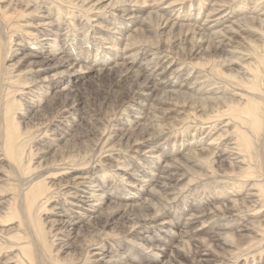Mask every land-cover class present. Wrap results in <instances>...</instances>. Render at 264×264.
I'll list each match as a JSON object with an SVG mask.
<instances>
[{
    "label": "bare ground",
    "instance_id": "obj_1",
    "mask_svg": "<svg viewBox=\"0 0 264 264\" xmlns=\"http://www.w3.org/2000/svg\"><path fill=\"white\" fill-rule=\"evenodd\" d=\"M251 1L0 0V264H142L172 239L166 264H264V0ZM83 72L108 87L75 122L60 97ZM136 99L143 121L118 118ZM44 133L62 144L33 167Z\"/></svg>",
    "mask_w": 264,
    "mask_h": 264
},
{
    "label": "rangeland",
    "instance_id": "obj_2",
    "mask_svg": "<svg viewBox=\"0 0 264 264\" xmlns=\"http://www.w3.org/2000/svg\"><path fill=\"white\" fill-rule=\"evenodd\" d=\"M242 1V2H241ZM248 3V2H250V4L248 3V4H246V5H252V1L250 0H240V2H237V3H235V6L236 7H241L242 5H243V3ZM238 3H241V5L240 4H238ZM150 3H147V5H146V7H148V6H150L149 5ZM237 4V5H236ZM239 5V6H238ZM248 6V7H249ZM174 9V8H173ZM171 12H172V10H171ZM244 34V33H243ZM120 55L122 56V57H124V55L125 54H123V53H118V57H120ZM118 57H116L117 59H119ZM99 58H102V56H100ZM243 59H245V58H243ZM242 59V60H243ZM231 67H233V68H235L233 65H231ZM185 73H186V70H184L182 73H179V74H177L176 76H175V78H173V76H172V78L176 81V80H179V81H181L183 78H184V75H185ZM81 76H78L77 78H75V75L73 74L72 75V80L74 79L75 81L74 82H71L70 84H69V88H68V90H66L67 89V87H66V89H64V91H62V92H66V94H61V97H60V100H62V99H65V100H67L69 103H71V104H73L74 106L77 104V106L76 107H80L81 108V110L76 114L77 115V117H75L74 119H75V122H80L81 121V119L84 117V112L86 111V112H88V114L90 113V111H93V110H97V105H98V103L100 102V101H103V98H104V95H106V88L108 87V80H106V81H99V80H97V78H95L94 77V75L91 73H88V72H83V73H81L80 74ZM164 76V75H163ZM162 78V77H161ZM172 78H170V79H172ZM92 88V89H91ZM103 88V89H102ZM98 89V90H97ZM102 89V90H101ZM103 90H104V92H103ZM99 91V92H98ZM94 92H96L95 94H94ZM98 92V93H97ZM103 92V93H102ZM94 94V95H93ZM108 96H109V94H107ZM95 97H97V98H95ZM152 98H154V92H153V95H152V97H151V104L154 102L153 100H152ZM106 100V99H105ZM140 99H136L135 101H133V111H130V114H117V117L118 118H120V119H123V120H128V119H133L134 121H137L136 122V124H138V123H140V122H142L143 121V118H142V116H143V113L142 112H140V113H135V109H136V104H137V102L139 101ZM104 102V101H103ZM147 102V104H150V102L149 101H146ZM102 111H106L105 110V106H103L102 107ZM144 110V109H143ZM146 110V112H148V109H145ZM97 112V111H96ZM99 113V112H98ZM100 114V113H99ZM75 115V116H76ZM174 117H176L175 115H174ZM27 119H25V121H26ZM135 124V125H136ZM134 125V126H135ZM177 132H179L180 133V131H174L173 133H172V135L171 136H174V138L176 139V140H178L179 139V133H177ZM175 134V135H174ZM44 136H45V138H43V139H41V140H34L32 143H31V146H32V148H34L35 150H33V153L34 154H32V155H30L29 156V159H31L32 160V164H33V167H35V166H37V164L39 163V161H41V165H48V167H49V165H52V164H54V163H51L50 161H51V156H52V154H53V148H56V147H60V145L62 144V142H59V144H58V146H54L52 143H50L49 141V144H44V142L47 140V138H51V135L49 134V133H44ZM181 138H182V136H181ZM187 142L189 141V139L188 140H186ZM179 142V141H178ZM167 150H172V151H174L175 150V147L174 148H171V144H169V146L167 145ZM47 151V152H46ZM126 152L128 153V155H134V153H132V152H130V150H126ZM134 160H137V162H141V160L140 159H138V157L137 156H133L132 157ZM47 163V164H46ZM140 164V163H139ZM48 168H46V169H44L42 172H44V171H46ZM113 171H115L116 169L115 168H113L112 169ZM73 171H76V170H73ZM67 175H69V174H67ZM60 178H63L62 179V182L63 181H65L67 178H68V176L66 177L65 175L64 176H62V177H60ZM61 182V183H62ZM112 190V189H111ZM114 191H118L119 192V190H115L114 189ZM127 192V191H126ZM137 197V196H136ZM51 202H53L52 200H51ZM55 210H57V209H55ZM77 210H80V209H78V207H76V206H74V207H70V210L69 211H71V212H73L74 213V211L76 212ZM53 215V214H52ZM79 216H81V220L82 221H84V222H81L82 224H85V221H86V216H84V215H80L79 214ZM262 218H261V216H255L254 217V220L256 221V222H258L257 224L261 227L262 226V224L263 223H261V220ZM122 222H123V219L122 218H120L118 215L117 216H115L114 218H112L110 221H109V224H107L106 226H105V232H108L109 231V233L111 232V231H118L120 228H121V226H122ZM80 223V224H81ZM80 224H78V225H80ZM99 224L101 225L102 224V222H99ZM7 225H9V224H4V225H2L1 227H5V226H7ZM78 227V226H77ZM92 228H94V226L92 227ZM92 228H89V229H92ZM77 229L78 228H76L75 230H71V232H70V234H69V238H68V244H70V246H72L73 244H75L76 242L78 243V244H82V242H83V239H88L89 237H90V235L91 234H93V232L91 231V230H87V227L85 226V228L83 229V231H82V233L79 235V236H77ZM94 229H98V226L96 227V225H95V228ZM174 231L176 232L177 230L176 229H174ZM102 232V231H101ZM152 233H157V231L155 230V229H153V231H152ZM8 234H12V233H8ZM89 234V235H88ZM85 235H88V236H85ZM87 237V238H86ZM180 244V242L179 243H177V240L176 239H172L171 240V244H169V242L166 240L164 243H162V249L161 250H158L160 253H162V256H158V258H154V259H152V260H148V261H144L142 264H166V262H167V260L170 258V254H171V251L175 254V255H178L179 253H178V249H174V246H177L178 247V245ZM171 245H173V246H171ZM112 247H114L115 248V245H112ZM140 249H143L142 247H140ZM69 250H70V248H69ZM131 251V250H130ZM157 251V252H158ZM126 255H129L128 253H126ZM165 262V263H164ZM259 264H262V262H260Z\"/></svg>",
    "mask_w": 264,
    "mask_h": 264
}]
</instances>
